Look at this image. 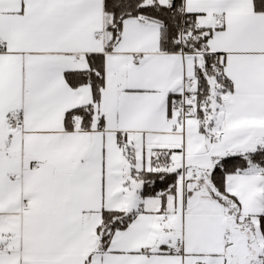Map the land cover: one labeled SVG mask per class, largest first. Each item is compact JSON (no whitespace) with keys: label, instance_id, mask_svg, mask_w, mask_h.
I'll return each mask as SVG.
<instances>
[{"label":"snow or ice","instance_id":"1","mask_svg":"<svg viewBox=\"0 0 264 264\" xmlns=\"http://www.w3.org/2000/svg\"><path fill=\"white\" fill-rule=\"evenodd\" d=\"M0 264H264V0H0Z\"/></svg>","mask_w":264,"mask_h":264}]
</instances>
